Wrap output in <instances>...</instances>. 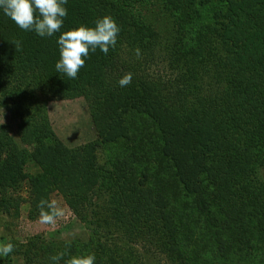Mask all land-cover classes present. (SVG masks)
Returning <instances> with one entry per match:
<instances>
[{
    "label": "trees",
    "instance_id": "obj_1",
    "mask_svg": "<svg viewBox=\"0 0 264 264\" xmlns=\"http://www.w3.org/2000/svg\"><path fill=\"white\" fill-rule=\"evenodd\" d=\"M204 1L208 0H67L62 31L81 24L94 26L105 15L120 28L115 47L106 55L100 50L90 52L76 79L55 69L59 33L40 37L19 30L0 10V51L18 54L17 61L4 59L0 64V91L11 99L6 105L19 120L21 141L36 132L57 149L42 163L47 162L50 171L57 167L63 175L56 177L58 183L67 175L61 163L70 167L92 164L103 183L95 191L101 193L98 202L109 214L123 208L122 186L126 188L129 179L125 173L138 179L141 171H153L160 177L152 185L138 182L140 191L133 189L146 202L145 210L153 221L126 231L135 238L144 233L148 243L162 247V253L170 249L165 251L164 264L170 262L173 250L179 255L190 252L179 237L186 224L175 219V208L166 195L158 200L170 182L193 197L192 205L203 215L217 251L227 255V262L215 264H240L237 259L251 264L250 255L257 252L254 247L264 243V45L253 44V35L229 30L228 14H220L228 11V0H212V18L198 12ZM254 5L258 12L264 11V0H254ZM263 19L264 14L253 21ZM4 34L19 41L21 51L7 43ZM129 72L131 83L119 86V78ZM77 96L90 109L96 138L70 149L51 133L47 100ZM140 116L147 118L144 126L136 122ZM128 130L135 131L134 137L126 135ZM177 133L195 139L185 148V160L180 163L171 160L182 149L175 143ZM0 138L18 145L2 125ZM108 148L117 151L109 162L121 164L120 168L95 167L94 152ZM4 150H0V162ZM21 151L25 153L24 148ZM164 160L176 163V168L166 173ZM76 199V204L81 203ZM7 215L0 206V239L14 244L7 237ZM208 248H212L210 243Z\"/></svg>",
    "mask_w": 264,
    "mask_h": 264
},
{
    "label": "rangeland",
    "instance_id": "obj_2",
    "mask_svg": "<svg viewBox=\"0 0 264 264\" xmlns=\"http://www.w3.org/2000/svg\"><path fill=\"white\" fill-rule=\"evenodd\" d=\"M215 1L219 2V0ZM253 1L228 0V11L220 12V14H228V26L231 32L246 34L247 37L253 35V44L263 46L264 19L261 22H254L253 18L263 15L264 11L258 12L257 7L253 6ZM243 2L245 7H243ZM210 5H213L212 0L201 2L202 7L198 8V12L204 13L206 18H212ZM242 27L244 29L241 31ZM17 28L20 29L18 26ZM3 36L7 43H12L13 38L8 37L7 34ZM246 36L243 41L244 45L248 39ZM20 49L22 48L18 50ZM0 55V64H4L7 59L9 61L6 63L12 60L17 61L16 57H18L15 51L9 49L5 55L4 51H0ZM2 60H4L3 63ZM10 101L11 99L6 94L2 95L0 91V112H3L5 120V123L0 125L6 129L12 142L18 144L15 147L0 138V143L2 140L4 145L0 147V150L5 149L1 155L4 159L0 162V206H3L4 214H8L4 217L8 229H10L7 237L15 242L13 244L14 251L7 257H0V264H53L50 257L58 253H65L59 264H65V260L70 256L84 254H94L95 264H164L168 258L165 251L168 253L170 249L167 248L162 253V247L157 249L153 244L148 243L144 233L135 238L129 233L131 231H126L141 227L146 221H153V217L149 216L145 210L146 202L141 196L136 195L134 190H139L137 183L144 180L152 185L151 181L155 182L158 178L156 173L141 171V177L138 179L134 174L125 173L124 175H127L129 179L126 181V188L124 185L122 186L124 191L123 208L120 206L121 209H118L114 214H109L105 208L100 207L102 201L98 202V195L101 193L95 191L100 186L103 187V183L100 174L92 169V164L87 161L86 164L75 163L70 167L61 163L60 166L64 167L67 175L63 182L58 183L56 177H63V175H60V172L56 170L57 167L50 171L47 169V162L42 163L43 158H49L57 152V149L49 143L47 138L36 132L34 136L26 134L27 141H21L19 120L6 105ZM124 101H127L126 97H124ZM46 114L51 133L61 142V145L67 148L75 149V147L84 146L96 138L94 120L83 97L48 99ZM146 119L140 116L136 122L144 126ZM148 121L151 123L150 120ZM33 131H29V134H33ZM126 135L134 137L135 131L128 130ZM176 136V146H181L182 149L176 150L171 160L175 159L180 163L185 160V148L195 139L191 134L184 138H181L183 136L181 133H177ZM182 142H184V146ZM23 148L25 153L21 151ZM116 154L117 151L112 148L106 149L105 152L98 151L96 154L94 152L95 167L109 169L114 165L120 168L121 164L109 162ZM165 160L166 173L173 171L176 168V163L173 164ZM108 184H110L109 181L104 182L105 186ZM184 190L186 191V189ZM161 193L163 195L158 200H162L166 195L169 205L175 208L176 213L171 212V214L175 215L176 220H182L186 224L185 233L182 232L179 237L183 248L190 250L189 254L182 253L181 255L175 254L173 250L174 254H172L170 262L166 264H176L178 261L182 264L227 262V255L217 251L213 234L206 226L203 215L193 207V197L181 192V187L174 182H170L167 189ZM77 196L78 199H76ZM41 199H55L65 210V217L58 220L54 230L39 223L37 205ZM74 199L81 203L76 204ZM2 231L3 229L0 227V233ZM153 241L155 239L149 242ZM0 242L5 241L0 239ZM208 243L211 244V249L208 248ZM254 249H257V252L250 255L253 263L249 260L248 262L264 264V243H259ZM196 251L201 253H196ZM237 260L243 264L241 259Z\"/></svg>",
    "mask_w": 264,
    "mask_h": 264
},
{
    "label": "clouds",
    "instance_id": "obj_3",
    "mask_svg": "<svg viewBox=\"0 0 264 264\" xmlns=\"http://www.w3.org/2000/svg\"><path fill=\"white\" fill-rule=\"evenodd\" d=\"M67 0H0V10L8 16L21 30L35 32L40 37H51L59 33L57 44L59 58L55 69L69 79H76L85 58L90 52L99 49L105 55L109 48H114L120 28L115 20L108 15L97 18L94 26L78 25L62 31L67 8ZM16 49L20 48L19 41H11ZM139 56V49L136 50ZM132 81V73H125L119 78L121 87L128 86ZM3 112H0V124H4ZM39 208V223L54 230L58 220L65 217V210L55 200L41 199ZM14 251V245L0 242V257H7ZM65 253L50 257L53 264H59ZM94 254L73 255L65 260V264H95Z\"/></svg>",
    "mask_w": 264,
    "mask_h": 264
},
{
    "label": "bare ground",
    "instance_id": "obj_4",
    "mask_svg": "<svg viewBox=\"0 0 264 264\" xmlns=\"http://www.w3.org/2000/svg\"><path fill=\"white\" fill-rule=\"evenodd\" d=\"M20 30V29H19ZM32 35V34H31ZM27 36V35H26ZM33 38V37H32ZM31 41V40H30ZM28 42H29V40H28ZM30 43V42H29ZM40 45V44H39ZM23 47V46H22ZM38 47V46H37ZM28 48V47H27ZM26 49V48H25ZM30 50V49H29ZM32 50V49H31ZM21 51V50H20ZM29 52V51H28ZM25 53V52H24ZM34 54V53H33ZM28 55V54H27ZM39 55V54H38ZM25 56V55H24ZM26 57H28V56H26ZM30 57V56H29ZM32 57V56H31Z\"/></svg>",
    "mask_w": 264,
    "mask_h": 264
}]
</instances>
